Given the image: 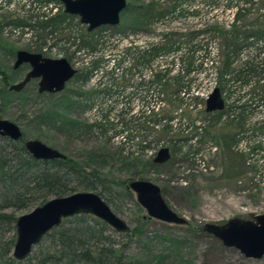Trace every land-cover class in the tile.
Returning a JSON list of instances; mask_svg holds the SVG:
<instances>
[{"label": "rangeland", "instance_id": "obj_1", "mask_svg": "<svg viewBox=\"0 0 264 264\" xmlns=\"http://www.w3.org/2000/svg\"><path fill=\"white\" fill-rule=\"evenodd\" d=\"M126 2L144 4L141 0ZM55 3L58 9L54 14L64 11L62 3ZM43 7V3H33L31 0H0V19L14 17L33 22L42 14H47ZM254 7L251 10L252 16L247 15L238 22V29L245 24H249V28L264 29V23L255 25L253 22L261 15L264 18V0ZM226 10L222 2L218 10L216 7L205 13L203 19L208 28L202 43L205 48H196L193 52L185 49L173 58L170 56L156 59L157 56H152L140 62L135 60L131 50L125 49L126 43L121 39L123 32L138 34V38H134L143 45L150 42L149 37L171 32L167 35L169 42L176 44L183 41L186 42L184 46L189 47L190 40L197 38V34L190 36L186 32H191L195 22L166 19L160 23L155 21L143 30L132 31L126 28L119 31L120 33H114L110 28L105 31L109 33L102 39L96 53L90 50L76 53L70 45L75 36H82L87 32V25L80 22L78 15L70 18L52 36L46 34L41 38L35 37L30 30L12 32L9 27H5L1 35L5 45L16 50L38 52L45 57H65L77 71L89 69L93 61L99 58L97 67H94L95 70L85 85V79L82 82L66 83V86L75 89L97 90L91 109L84 111L78 108L70 116L86 124H106L109 129L104 134L74 132L69 135L47 125L38 128L30 120L49 100L46 94H36L38 79L26 85L23 94L26 100H14L3 118L19 125L28 139H39L76 159H81L86 151L104 146L114 158L135 160L143 177L165 187V197L172 208L195 226H204L205 223L223 224L233 217L251 219L264 212V182L262 179H255L257 175L261 176L260 172H264V99H261L264 95V73H261L264 61L261 53L264 48H259L249 40H239V48L235 54H230V60L224 43L225 36H229L225 32L229 30L225 26L229 22V13ZM218 28L220 32L217 33ZM63 37L69 38L66 41H57L59 38L64 39ZM210 43L212 48L209 50ZM3 53L4 50L0 49V68L4 63L13 64L15 59H10ZM213 57H216L217 64L211 65L209 62ZM221 69L224 71V89L221 94L225 103L233 100L236 103L238 100L239 103L236 104H246V109H242L247 123L243 126V134L250 137L246 139V143H233L231 147L229 141L232 137H239L235 132L240 126L231 116L217 121L215 111H205L206 99L203 96L214 78L218 83V72ZM158 73L164 74L160 81L155 77ZM182 84L189 93L194 87L198 89L199 97L193 95L194 98L189 100L191 95L187 97L179 94ZM157 103L160 105L157 114L145 116L143 110ZM192 104L194 107L198 105V109L192 110ZM22 113H26V116H20ZM172 116H176V121L169 124ZM155 118L159 119L158 122H155ZM122 130L128 131L127 136H130V142L133 141L134 145L123 144L121 136L118 135ZM123 145L127 147H122ZM256 145L261 147H255ZM162 147L169 148V160L158 166L148 164ZM110 165L111 163L108 166ZM117 168L119 167L116 165L113 168L116 175L127 176L125 169ZM109 205L131 227L135 226L140 211L133 201ZM27 212L29 211L18 214ZM148 230L161 235L185 233L181 225L165 224L155 219ZM163 250L164 246L157 240L152 241L146 250L143 237H140L130 244L128 254L146 264H264V256L260 259L247 258L237 249L225 247L218 239L210 236L191 241L182 250L180 257L163 256L158 260L152 256L164 255Z\"/></svg>", "mask_w": 264, "mask_h": 264}, {"label": "trees", "instance_id": "obj_2", "mask_svg": "<svg viewBox=\"0 0 264 264\" xmlns=\"http://www.w3.org/2000/svg\"><path fill=\"white\" fill-rule=\"evenodd\" d=\"M50 1L52 0H31L33 3H43L44 5ZM55 1L61 3L59 0ZM245 1L250 2L252 0ZM231 3H233V0H228V5ZM237 5H239V0ZM175 7L176 4L165 6L126 2L125 8L120 12L119 24L114 26L103 25L90 32L87 31L85 35L75 36L74 40H71L70 45L71 47L74 46L76 52L90 50L96 53L98 47L102 44V39L109 33L105 32L107 29L111 28L115 31L114 33H120L119 31H123L122 29L126 28L132 31L143 30L155 21H157L155 23H160L166 19L175 17ZM250 8L239 5L236 19L240 21L245 16L250 15L248 13ZM184 13L180 10L178 15ZM255 16L257 17V15ZM74 17V15L61 10L59 13L51 16L42 14L39 19L33 20V22L14 17L0 19V49L4 50V56L10 59L15 58L17 50L12 46L5 45L1 37L5 27H9L12 32H17L20 29L22 30L21 32H24L25 29L26 31L30 30L34 33L35 37L41 38L46 34H51L52 36L59 28L69 22L70 18ZM253 22L255 25L264 23V18L263 16H259ZM123 23L126 25H122ZM236 26L237 24H234L228 31H225L226 35H229L225 36L224 43L228 48L226 52L230 60V54H235L239 48V40L246 41L250 37L261 38L264 36V29L249 28V24H245L241 29H238ZM127 32H123V35ZM217 32H220V29H217ZM170 33H163L162 37L164 40L150 46L149 49L130 51L128 48L127 50L134 54L135 60L138 62L142 59L148 60V57H156L170 52L179 47L174 42L167 40V35ZM67 35L70 36V33ZM63 38H59L57 41H66L69 37ZM180 42L183 43L182 41L178 43ZM98 60L99 58L95 59L89 69L78 70L69 81L82 82V79H85L83 83L85 85L93 70H95L94 67H97ZM28 69V64L14 68L11 63H4L2 68H0V118L4 117L6 110L14 100H26V96H23V94H25L28 83L20 91L10 90L9 86L15 80L20 81L23 78V72L28 71ZM223 73L222 69L218 72V89L220 92L224 89V82L222 81ZM155 77L157 81H160L164 78V74L158 73ZM34 80L36 79H32L29 82ZM66 85L58 93L43 92V94L49 97V100L39 109L30 122H34L38 128L42 125H47L50 128L69 135H72L74 132L104 134L109 129L106 124H86L70 116V113L78 108L82 110L91 109L94 104L93 97L97 90L84 91ZM38 93L37 88L36 94L39 95ZM231 110L232 106L225 108L224 105L222 109L215 111L217 121L225 113L229 116ZM156 114L157 112L150 110L146 116L150 117ZM20 116L24 117L26 113H22ZM243 117H245L244 112L237 113L234 117H231L240 127L235 132V135L239 137L231 138L229 141L230 147L233 143H237L241 139H249L250 137L247 134H243V126L246 123ZM154 120L158 122L159 119L155 118ZM37 138H40V136ZM27 139L23 130L22 136L18 140L0 136V264H146L128 254L129 246L136 238L143 237V244L146 250L154 240L163 245L164 255H152L158 260L163 258V256L172 257L175 255L180 257L182 250L191 241H195L202 236L215 238L204 231L203 225L199 224L195 226L189 220L186 224L181 225L185 229L183 235L168 233L161 235L155 231H149L148 227L153 222V219L146 215L145 210L138 204L135 193L128 187L131 180H148L137 169V162L135 160L114 158L104 146L86 151L82 154L81 159L73 158L64 153V158L36 159L25 147ZM141 146L143 147V145ZM255 147L261 146L256 145ZM172 154H174L173 151ZM110 163L111 165L108 166ZM148 164L151 166L160 165L154 162L153 159ZM115 165L119 167L117 169H125L128 172L127 176L121 177L116 175L113 172ZM107 166L109 168L104 170ZM85 190L96 192L108 204L133 201L140 211V214L136 217L135 226H130L127 232H117L92 214H75L64 218L60 225L50 229L33 246L30 254L24 260L19 261L12 256V249L16 238L15 223L19 216L18 212L30 211L37 205H41L53 197L65 196ZM161 190L166 202L169 204L165 197L166 188L161 187ZM169 206L172 208L170 204Z\"/></svg>", "mask_w": 264, "mask_h": 264}, {"label": "water", "instance_id": "obj_3", "mask_svg": "<svg viewBox=\"0 0 264 264\" xmlns=\"http://www.w3.org/2000/svg\"><path fill=\"white\" fill-rule=\"evenodd\" d=\"M64 12L78 15L81 23L92 31L103 25L114 26L120 22V12L126 6V0H59ZM28 64L29 69L23 78L10 84L9 89L20 91L32 79H38L39 93H58L74 76L77 70L65 58L45 57L38 52L17 50L13 67ZM223 108L220 91L215 88L206 99V111ZM0 136L18 140L22 130L15 122L0 118ZM25 147L36 159L64 158L65 155L46 145L39 139H27ZM171 157L168 147H162L156 153L154 162L162 164ZM128 187L135 193L136 200L149 218L160 222L184 225L188 219L174 211L166 202L162 190L156 183L145 179H134ZM92 214L107 223L117 232H127L130 225L117 215L109 204L94 191H77L65 196L53 197L37 205L27 213L17 217L15 223L16 238L12 256L24 260L41 238L62 220L75 214ZM205 232L218 239L228 248H235L247 258L260 259L264 256V212L250 218L233 217L223 224L205 223Z\"/></svg>", "mask_w": 264, "mask_h": 264}, {"label": "built area", "instance_id": "obj_4", "mask_svg": "<svg viewBox=\"0 0 264 264\" xmlns=\"http://www.w3.org/2000/svg\"><path fill=\"white\" fill-rule=\"evenodd\" d=\"M141 1L144 4H146V5L147 4H157V5L176 4L175 13H174L175 17H173V18H171L169 20L179 21V22H184L185 20H188L190 22H195V25L190 30L191 32L184 31V28L181 29L182 31L190 34V36L197 34V36H196L197 38H195V39L192 38L190 40V43H191V46H189L190 48L184 46V45H186V42H183V41H182L183 43H181V42L178 43L177 42L178 44L176 43V45L179 46L177 49L172 50V51L167 52V53H164V54H161V55H158L156 57V59L164 58V57L167 58V57H170V56L173 58L174 55L180 53L181 51H183L185 49H188V50L193 52L196 48H198V49H200L202 47L205 48L206 46H204L202 43L204 42V38H203L205 36L204 33L207 31L208 28H207L206 22H204V19H203L204 15H205L206 12H211L216 7H217V10H218V7H219L220 4H222V2H224V8H226L227 9L226 11L229 13V15H228L229 22L225 25V26H227L228 29L231 26H233L234 24H238V22H239L236 19V13L238 11V6L239 5L241 7H246V8H250L251 7L250 8V11H251V10H254V8H255L254 5H257V3L259 2V0H252L250 2H246L245 0H239V5H237L238 0H233V3L228 5V0H141ZM55 2H56L55 0H52L49 3H47L46 5L43 4V6H44L43 8H45L47 15L54 14L55 11L58 9V6L55 5L56 4ZM180 10H182L185 13L182 14V15H178V12ZM262 11L264 12V10H262ZM251 14H253V11H251L250 15ZM261 16H263V15H261ZM164 33H166V32H164ZM162 35L163 34H158V36H156V37H149L148 41H150V42L149 43L147 42L144 45L141 44L140 40H137L138 34L135 35V33L127 32L124 36L121 37V39H123L125 41V43H126V48L125 49L129 48L130 50L134 51L135 49H138V50L149 49L150 46H152L154 44H157L158 42H162L164 40ZM134 37H137V38H134ZM199 37H202L201 40H198ZM249 41L251 43L256 44V46H259V48H264V36L261 37V38L250 37ZM213 45H215L214 42H213ZM211 48H212V46H211V43H210V44H208V49L210 50ZM72 49H74V46L72 47ZM76 53H79V51H77ZM261 54L264 56V51ZM263 60H264V57H263ZM209 63L211 65L217 64L216 57H213V59L210 60ZM181 68H183V67L181 66ZM261 69H262L261 73H264V61H263L262 65H261ZM260 81L263 82V79H261ZM260 81H258V84H261ZM183 87H185V86H183V84H182V87L179 90V94H181L182 96H186L187 95V97H189L191 95L188 98L189 100H192L194 98L193 95H195L196 97H199L200 91L198 89H196L195 87L193 88L191 93H189V91H186V89L183 88ZM217 87H218L217 79L214 78V81L210 84V86L206 90V93L203 95L204 98L207 99L208 96ZM230 92L232 93V90ZM228 94H230V93H228ZM221 96L223 98L222 94H221ZM261 99L262 100L264 99V95L261 96ZM223 101H224L225 108H227L228 106H232V110L229 112V116H231V117H234L237 113L243 112L242 109H246L245 108L246 104L245 105L236 104V103H239L238 100L236 101V103H234V100L231 103H225L224 99H223ZM192 106H193V108H191L192 110L198 109V105H196L194 107V105L192 104ZM159 107H160L159 103H157L156 105H153V106H147V108H145V110H143V112L145 113V116H146V115L149 114L150 110H153L154 112L158 111ZM187 107L189 108V106H187ZM225 116H228V114L225 113L223 115V117H225ZM169 120H170L169 124L172 123L173 121H176V116H172ZM92 123H99V122H92ZM127 133H128L127 130H122L120 132V134H118V135L121 136L123 144H130L131 143V145H134L133 141L130 142V140H132V139L130 138V136H127ZM238 142L246 143V140L245 139H241ZM122 147H127V146L123 145ZM260 173H261V176L259 174V175H257L255 177V179L258 178V181L260 179H262V182H264V172L263 173L260 172Z\"/></svg>", "mask_w": 264, "mask_h": 264}]
</instances>
